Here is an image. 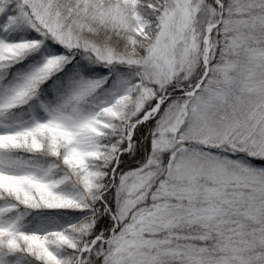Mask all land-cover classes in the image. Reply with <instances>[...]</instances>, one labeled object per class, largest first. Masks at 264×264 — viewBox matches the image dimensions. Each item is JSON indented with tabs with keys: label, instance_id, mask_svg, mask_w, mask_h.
Wrapping results in <instances>:
<instances>
[{
	"label": "snow or ice",
	"instance_id": "obj_1",
	"mask_svg": "<svg viewBox=\"0 0 264 264\" xmlns=\"http://www.w3.org/2000/svg\"><path fill=\"white\" fill-rule=\"evenodd\" d=\"M0 264H264V0H0Z\"/></svg>",
	"mask_w": 264,
	"mask_h": 264
}]
</instances>
